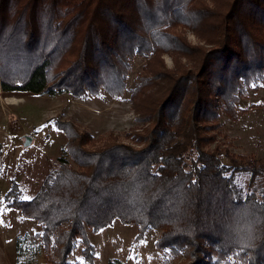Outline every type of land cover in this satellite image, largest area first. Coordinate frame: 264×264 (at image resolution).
<instances>
[{"label":"trees","instance_id":"trees-1","mask_svg":"<svg viewBox=\"0 0 264 264\" xmlns=\"http://www.w3.org/2000/svg\"><path fill=\"white\" fill-rule=\"evenodd\" d=\"M137 59L130 141L58 125V167L32 200L15 183L10 207L41 226L48 264H71L79 244L94 264L90 232L116 220L138 242L159 232L185 264H264V158L221 143L223 118L238 122L264 84V0H0L4 92L120 98Z\"/></svg>","mask_w":264,"mask_h":264},{"label":"rangeland","instance_id":"rangeland-1","mask_svg":"<svg viewBox=\"0 0 264 264\" xmlns=\"http://www.w3.org/2000/svg\"><path fill=\"white\" fill-rule=\"evenodd\" d=\"M187 36L191 43H200L190 31ZM164 60L169 68L173 67L169 55ZM143 64V59L133 63L126 93L120 98H113L105 91L99 96L79 98L70 93L4 92L0 81V264L49 263L43 242L37 237L41 226L10 207L7 194L16 183L22 191V195L17 194L18 198L32 200L58 167L67 143L58 125L68 123L99 141L112 135L128 143L131 130L142 126L135 121L130 95ZM239 108L247 111L238 122L223 118L225 136L221 143H227L235 155L264 158V84L261 90L242 99ZM26 137L32 138L29 146H25ZM224 162L231 164L227 158ZM242 181L248 186L250 179L242 175ZM258 185L264 186V178ZM137 234V226L118 220L96 234L90 232L97 252L94 264H109L115 259L125 264L187 263L183 257H175L157 247L159 232L150 231L139 242ZM18 241L21 253L17 250ZM82 249L81 244L77 245L69 258L71 264H89L83 262Z\"/></svg>","mask_w":264,"mask_h":264},{"label":"water","instance_id":"water-1","mask_svg":"<svg viewBox=\"0 0 264 264\" xmlns=\"http://www.w3.org/2000/svg\"><path fill=\"white\" fill-rule=\"evenodd\" d=\"M32 142V138L31 137H26V142H25V146H29Z\"/></svg>","mask_w":264,"mask_h":264},{"label":"bare ground","instance_id":"bare-ground-1","mask_svg":"<svg viewBox=\"0 0 264 264\" xmlns=\"http://www.w3.org/2000/svg\"><path fill=\"white\" fill-rule=\"evenodd\" d=\"M2 91H1V88H0V93H1Z\"/></svg>","mask_w":264,"mask_h":264}]
</instances>
